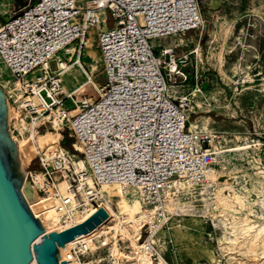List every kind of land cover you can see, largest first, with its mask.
Returning <instances> with one entry per match:
<instances>
[{"label":"built area","instance_id":"1","mask_svg":"<svg viewBox=\"0 0 264 264\" xmlns=\"http://www.w3.org/2000/svg\"><path fill=\"white\" fill-rule=\"evenodd\" d=\"M203 28L199 0H35L0 26V68L15 85L11 95L0 83L9 107L37 133L57 127L61 134L52 146H38L40 170L26 172L39 201L52 203L40 217L53 210L49 222L65 231L97 211L95 205L109 214L98 204L102 190L119 188L139 191L159 232L169 229L171 205L204 193L212 146L208 136L187 129V100L178 104L169 95L179 64L171 56L167 62V51L161 60L155 45ZM92 31H98L107 84L96 101H79L65 91L63 76L71 64L82 66ZM86 76L94 83V74ZM13 124L11 119L12 134L22 136ZM66 137L73 141L70 149L62 145ZM106 228L70 249L76 264L123 263ZM146 248L151 258L157 254L155 244ZM116 250H123L119 241Z\"/></svg>","mask_w":264,"mask_h":264},{"label":"rangeland","instance_id":"2","mask_svg":"<svg viewBox=\"0 0 264 264\" xmlns=\"http://www.w3.org/2000/svg\"><path fill=\"white\" fill-rule=\"evenodd\" d=\"M34 2L27 0L25 7ZM199 3L204 28L156 41L157 56L163 60L161 54L167 51V62L171 56L179 64L180 73L175 76L169 95L178 104L187 100V129L191 130L195 123L194 132L208 136L215 152H228L216 154L214 165L209 168L214 169L219 181L210 183L207 178L202 195H194L186 203L169 207L172 218L169 229L157 232L153 238L157 254L153 258L145 255L144 264H158L161 260L194 264H264V245L254 240L256 230L264 226V0H199ZM25 7L21 8L18 0H0V26L19 15ZM97 34L98 31L91 32L89 40L92 42L82 57V66L71 64L63 76L65 91L73 93L79 101H96L100 86L107 84ZM51 68H57L55 62L51 63ZM86 72L94 74V83L87 78ZM0 77V83L8 89L4 82L10 77L1 68ZM17 117L10 120L22 136L18 133L14 136L18 143L30 140L28 147L20 151L25 171H39L38 146H52L54 142L44 144L43 140L57 132L46 134L44 129L37 133L30 123L21 124ZM225 179H229L235 192L243 197V204H235L234 209L224 214L216 195L221 190L218 182ZM120 192H111L114 200L128 203L125 197H129ZM36 202L37 199L32 204ZM113 209L118 212L115 205ZM123 214H128L124 208ZM135 215L139 217V213ZM245 220L255 227L251 232L240 229L232 232V225L240 228ZM115 224L112 221L107 227ZM49 225L50 230L62 228ZM132 225L125 223L120 227L127 233L108 230L111 231L110 241H119L123 248L121 254H117L122 264L138 262L136 245L130 239L135 237ZM143 226L141 244L147 235Z\"/></svg>","mask_w":264,"mask_h":264},{"label":"water","instance_id":"3","mask_svg":"<svg viewBox=\"0 0 264 264\" xmlns=\"http://www.w3.org/2000/svg\"><path fill=\"white\" fill-rule=\"evenodd\" d=\"M36 199L11 133L8 98L0 87V264H68L61 261L60 249L109 218L95 205L97 211L83 223L46 233L29 205Z\"/></svg>","mask_w":264,"mask_h":264},{"label":"bare ground","instance_id":"4","mask_svg":"<svg viewBox=\"0 0 264 264\" xmlns=\"http://www.w3.org/2000/svg\"><path fill=\"white\" fill-rule=\"evenodd\" d=\"M109 27H110L109 24L106 23L105 28L107 29ZM91 42L92 41L89 42L88 47L91 45ZM0 78H2V77H0ZM4 83H5V85H7L9 87L7 89L6 86H4L5 89L7 90V92L10 93L11 95H15V85H12L10 83V80L7 82H4ZM9 112L11 115L10 118H12V117L14 118V117L18 116V112L15 109H12L9 107ZM76 113H77V111L74 114H76ZM195 129H197V126L195 123H192L191 130L194 132ZM55 131L57 132L56 134L51 133L46 139L43 140L44 144H48L49 142L57 143L61 139V134H60L59 129L57 127H55ZM12 136H13L14 140L17 141V137H15L13 134H12ZM32 138H34V134L32 135ZM29 141L30 140H24L23 143H20V142L18 143V141H17L18 146H19V151L22 152L25 148H27ZM216 149H217V147H216ZM225 152H228V151H222V152L217 153L212 149V154L214 156H216V154L219 155V154H223ZM207 171L208 172H206V175H207V178L209 179L210 183H214V181H219V178H217L216 172L214 171V169H209ZM221 177H225V176H221ZM218 183L221 187V190L217 193L216 196H217L218 205L223 210L222 213L225 214V212H228L229 210L234 209L235 204H240V205L243 204V197L240 196L237 192H235L233 185L229 179H227V180L225 179V181L218 182ZM60 190L63 194H65L66 185L61 184ZM119 190H121V189L104 187V189L102 190V196H101L100 200L98 201V204H103V202L106 203L105 207L108 209L110 217L106 221H104L101 225L96 227V229H94L92 232H90L86 235H82V236L77 237L76 239H74L73 241L68 243L64 248H61L60 253H61V259L63 261H67L70 264H76L73 260V257L70 255L69 252H70V249L75 246L77 241L80 238L99 237L101 234H103L106 231L107 225L110 222L114 221L116 224L114 227H110V229H111V231H114L115 233L120 232V231L127 233V231L125 229H122L120 227H122L125 223H133L132 229L135 233V237L134 238L131 237L130 239H132L136 245L134 247L135 248L134 251L138 255L137 264H144L145 255L149 254V256H150V253L148 251H146L147 250L146 246L150 245V244H154L155 241H153V238L155 237L157 232L154 228V225H153V222L150 218L148 210L145 207H143L144 203H143L142 196L139 193V191H134V192H131L130 194H124V192L121 190L120 194L123 193L124 195L129 197V198L125 197V201L128 202V203H125L123 201L116 202V200H114V198L111 194V192L119 191ZM227 191H229V194H226ZM39 200L40 199L37 198V202L35 204H32V203L29 204L32 211L34 212V214L38 218L41 215L40 212H43L49 205L52 204L51 202H45V201L40 202ZM129 203H131V204H129ZM114 205L117 207L118 212H116L113 209ZM135 206H139V208H137ZM123 208L128 212V214H123ZM169 209H171V208H169ZM95 212H96V208H93L87 215L79 217L76 221V225L86 221ZM136 213H139V217H137L135 215ZM44 214L45 215L43 217H40V218H41L43 226L46 230V233H51L53 231H56V232L64 231L63 227L60 229L57 228L54 230H50L51 228L49 225V223H50L49 221L55 217V213L53 210L45 211ZM125 215H128V217H125ZM146 224H148L149 229L151 231V234H150L149 238H146L145 241L143 242V244H141L139 242L141 240V235H140L141 234V227H142V225L145 226ZM240 225H241L240 228L237 227V224L232 225V227H231L232 232H236L238 229H240V231H243V232H251V230L253 228H255L250 223H248L247 220L240 223ZM126 236H127V234H126ZM40 240H41V238H39L37 240V243ZM254 240H256V241L260 240V242L264 245V226H260L256 230ZM234 241H237V239L235 238ZM252 245H254V244H252ZM116 247H117V242L114 243L113 248H115V252L119 253V250H116ZM150 258H151V256H150ZM35 263L36 262L34 260L33 264H35ZM158 264H163V260H161V262H158Z\"/></svg>","mask_w":264,"mask_h":264},{"label":"trees","instance_id":"5","mask_svg":"<svg viewBox=\"0 0 264 264\" xmlns=\"http://www.w3.org/2000/svg\"><path fill=\"white\" fill-rule=\"evenodd\" d=\"M26 2H27V0H18V5L21 7V8H23V7H25L26 6ZM72 140L71 139H69V138H65L64 139V141L62 142V145L65 147V148H68V149H70L71 148V144H72Z\"/></svg>","mask_w":264,"mask_h":264}]
</instances>
